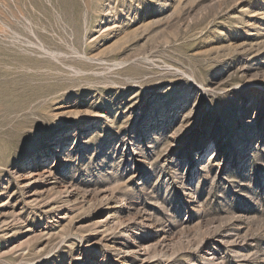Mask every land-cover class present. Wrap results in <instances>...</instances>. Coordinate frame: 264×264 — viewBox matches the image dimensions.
I'll use <instances>...</instances> for the list:
<instances>
[{"label": "rangeland", "instance_id": "obj_1", "mask_svg": "<svg viewBox=\"0 0 264 264\" xmlns=\"http://www.w3.org/2000/svg\"><path fill=\"white\" fill-rule=\"evenodd\" d=\"M0 264H264V0H0Z\"/></svg>", "mask_w": 264, "mask_h": 264}]
</instances>
